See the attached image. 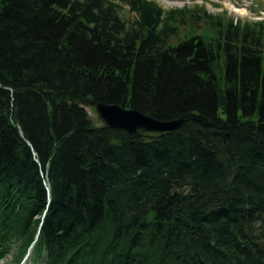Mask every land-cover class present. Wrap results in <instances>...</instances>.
Wrapping results in <instances>:
<instances>
[{"label": "trees", "instance_id": "16d2710c", "mask_svg": "<svg viewBox=\"0 0 264 264\" xmlns=\"http://www.w3.org/2000/svg\"><path fill=\"white\" fill-rule=\"evenodd\" d=\"M226 16L0 0V263L38 236L42 264H264V23Z\"/></svg>", "mask_w": 264, "mask_h": 264}, {"label": "rangeland", "instance_id": "374dc122", "mask_svg": "<svg viewBox=\"0 0 264 264\" xmlns=\"http://www.w3.org/2000/svg\"><path fill=\"white\" fill-rule=\"evenodd\" d=\"M156 2L165 11H175L177 9L190 10L196 7H203L209 13L213 15H222L224 13L230 19H234L235 22L242 21L251 23H264V0H152ZM128 8L124 7V12L127 18L131 19L132 15L127 13ZM226 16V17H227ZM91 118L96 121L98 116L93 108H88ZM20 254V250H16L8 256L0 264H41L37 262L34 251L31 254H26L22 261H18L17 256ZM29 256V257H28Z\"/></svg>", "mask_w": 264, "mask_h": 264}, {"label": "water", "instance_id": "95a60500", "mask_svg": "<svg viewBox=\"0 0 264 264\" xmlns=\"http://www.w3.org/2000/svg\"><path fill=\"white\" fill-rule=\"evenodd\" d=\"M79 105L85 108L92 107L100 121L110 129L124 130L136 134L139 128L149 133H165L176 131L183 125L184 118L176 121H161L145 115L137 109H127L118 105H108L91 99H82Z\"/></svg>", "mask_w": 264, "mask_h": 264}, {"label": "bare ground", "instance_id": "6f19581e", "mask_svg": "<svg viewBox=\"0 0 264 264\" xmlns=\"http://www.w3.org/2000/svg\"><path fill=\"white\" fill-rule=\"evenodd\" d=\"M92 100V99H91ZM95 101V100H94ZM98 102V101H97ZM100 103H102V102H100ZM105 104V103H104ZM113 105H116V104H113ZM118 106H121V105H118ZM121 107H123V106H121ZM146 115V114H145ZM156 119V118H155ZM180 119V118H179ZM179 119H173V120H164V121H167V122H171V121H176V120H179ZM185 120V119H184ZM184 123V122H183ZM140 129H142V128H139L138 130H137V133H138V131L140 130ZM142 130H144V129H142ZM145 131V130H144ZM147 132V131H146ZM171 132V131H170ZM136 133V134H137ZM165 133H167V132H165Z\"/></svg>", "mask_w": 264, "mask_h": 264}]
</instances>
